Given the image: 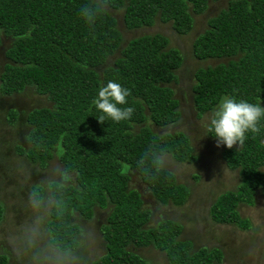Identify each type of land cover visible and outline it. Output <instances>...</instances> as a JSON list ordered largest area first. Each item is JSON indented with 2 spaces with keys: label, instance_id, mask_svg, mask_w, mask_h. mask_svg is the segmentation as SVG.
Segmentation results:
<instances>
[{
  "label": "trees",
  "instance_id": "16d2710c",
  "mask_svg": "<svg viewBox=\"0 0 264 264\" xmlns=\"http://www.w3.org/2000/svg\"><path fill=\"white\" fill-rule=\"evenodd\" d=\"M209 1L218 0H109V8L123 9L128 29L149 27L159 19L186 34L193 27V15L203 13ZM90 2L0 0V44L3 37L11 40L0 92L11 95L30 88L51 102L50 107L28 113L27 139L32 144L19 147L28 160L45 165L59 144L63 170L76 175L73 185H48L53 197L45 223L49 242L61 252L76 249L81 227L73 221L75 214L91 219L96 207L109 208L101 228L105 253L88 264H148L127 248L130 245H152L165 253L168 264L220 263L219 248L193 250L191 240L178 238L180 222L162 219L147 226L151 211L143 207L138 188L130 185L133 172L162 204L179 206L189 196V188L156 158L170 153L179 162L195 161L190 139L182 131L159 134L153 128L175 123L181 116L169 82H176L183 55L175 47L167 48L169 39L161 33L134 37L122 45L109 11L92 25L81 17V7ZM193 55L199 60L225 59L194 73L198 117L215 110L226 96L264 106V0H229L207 19V28L193 41ZM109 81L129 89L124 107L135 109L131 120H98L102 113L93 100ZM10 113L8 120L13 122L17 112ZM263 139L264 128L259 135L249 133L242 146L222 150L227 167L238 169L241 181L212 204L215 222L251 226L237 206L253 205L257 189L264 193ZM123 166L127 167L121 174ZM34 186L40 197L42 186ZM3 214L0 203V221ZM9 263V256L0 253V264Z\"/></svg>",
  "mask_w": 264,
  "mask_h": 264
},
{
  "label": "rangeland",
  "instance_id": "374dc122",
  "mask_svg": "<svg viewBox=\"0 0 264 264\" xmlns=\"http://www.w3.org/2000/svg\"><path fill=\"white\" fill-rule=\"evenodd\" d=\"M228 1H209L203 13L193 15V27L186 34L177 33L170 22L159 19L149 27L128 29L123 22V9L108 8L117 21L122 45L134 37L161 33L169 39L167 48L175 47L182 53V63L175 70L177 80L169 82L174 90L173 96L179 101L181 116L175 123L163 127L151 124L159 134L184 132L197 155L195 161L185 162L176 161L168 153L161 156L162 166L175 174L177 182L189 188V196L182 205L160 203L136 177L137 173L132 172L130 185L138 188L143 207L151 211L147 226H154L162 219L180 222L183 229L178 238L191 240L193 250L206 246L222 251L221 262L215 264H264V193L260 189L256 190L253 205L239 203L237 206L239 214L249 219V228L243 229L233 223H217L211 218L210 208L218 195L236 190L241 177L238 169L228 168L223 160L222 150L226 146L217 147V139L208 133V117L214 110L198 117L193 106L195 71L225 60L195 58L193 41L207 28V19L225 8ZM3 43L0 49V74L8 61L5 51L11 44L10 37L4 38ZM112 61L113 58H108L109 63ZM44 106L50 107L51 102L30 88L11 95L0 92V203L4 208L0 221V253L9 256V264H88L105 253L101 228L106 223L109 208L96 207L91 219L75 214L73 221L81 227L77 237L81 243L76 249L61 252L50 244L45 223L53 197L48 185L52 181L73 185L76 175L75 172L63 170L59 144L52 150V157L45 165L38 160H28L19 147L23 145L28 148L32 144L27 139L31 128L27 121L28 113ZM13 109L17 112V119L10 122L8 119ZM34 185L42 186L40 197ZM127 248L146 259L148 264H168L165 253L152 245H130Z\"/></svg>",
  "mask_w": 264,
  "mask_h": 264
},
{
  "label": "clouds",
  "instance_id": "9594fccd",
  "mask_svg": "<svg viewBox=\"0 0 264 264\" xmlns=\"http://www.w3.org/2000/svg\"><path fill=\"white\" fill-rule=\"evenodd\" d=\"M108 8L109 0H91L90 3L81 7L80 15L87 24L92 25L108 11ZM3 39L0 49L3 48ZM130 95L129 89L114 81H109L102 86L98 96L93 100L95 108L102 113L98 120L101 123L105 121V117L116 123L131 120L135 109L131 106L124 107ZM262 128H264V106L260 102L252 103L226 96L208 117L207 130L216 137L217 147L224 145L232 149L237 145L242 146L249 133L259 135ZM161 156L156 158L160 166L163 165ZM126 167H122L121 174Z\"/></svg>",
  "mask_w": 264,
  "mask_h": 264
}]
</instances>
